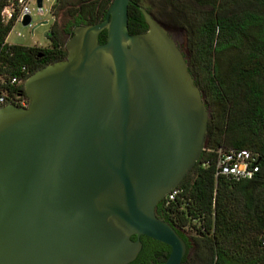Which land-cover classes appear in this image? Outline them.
<instances>
[{"label":"water","instance_id":"obj_1","mask_svg":"<svg viewBox=\"0 0 264 264\" xmlns=\"http://www.w3.org/2000/svg\"><path fill=\"white\" fill-rule=\"evenodd\" d=\"M129 3L74 27L65 59L24 81L27 105L0 108V264H130L140 237L169 248L163 264L186 253L154 208L199 158L208 116L144 8L146 31L128 33Z\"/></svg>","mask_w":264,"mask_h":264},{"label":"trees","instance_id":"obj_2","mask_svg":"<svg viewBox=\"0 0 264 264\" xmlns=\"http://www.w3.org/2000/svg\"><path fill=\"white\" fill-rule=\"evenodd\" d=\"M112 0H56L51 16L65 23L70 37L76 26L100 22ZM177 20H161L144 0L127 5L130 35L146 31L137 9L142 7L162 28L179 26L186 37L187 71L207 112L204 148L192 169L176 187L175 198L160 200L155 216L184 241L180 264H264L260 236L264 229V0H161ZM15 0H0L2 11ZM18 12L4 23L0 16V74L27 77L41 67L65 59L64 48L48 49L5 44ZM105 31L98 43L105 42ZM228 54L220 74L217 58ZM42 56L44 60H37ZM17 92L24 96L23 87ZM247 150L255 155L257 172L238 182L214 178V152ZM208 167H203L204 163ZM134 240V237L131 238ZM141 249L130 264H163L169 248L140 237Z\"/></svg>","mask_w":264,"mask_h":264},{"label":"built area","instance_id":"obj_3","mask_svg":"<svg viewBox=\"0 0 264 264\" xmlns=\"http://www.w3.org/2000/svg\"><path fill=\"white\" fill-rule=\"evenodd\" d=\"M33 0H15V5H11L5 8L1 13V19L4 23L11 19L13 10L16 9L18 14L13 22L19 23L22 16H30V10L28 4ZM42 7L40 9L35 8L36 13H42ZM31 19V18H30ZM31 25V24H30ZM19 37V34H16ZM5 44H7L4 41ZM9 45V44H8ZM27 78V68L19 67L18 75L7 77L5 74H0V108L6 104H13L18 107H25L27 105V99L17 92ZM215 160L213 164L214 178L224 177L231 181L238 182L241 180H249L257 172L258 167L255 163V155L251 154L247 150L237 149H218L214 152ZM208 163H204L203 167H208ZM177 189H173L168 192L162 200L167 204L171 202L177 195ZM260 246L264 248V229L259 239Z\"/></svg>","mask_w":264,"mask_h":264},{"label":"rangeland","instance_id":"obj_4","mask_svg":"<svg viewBox=\"0 0 264 264\" xmlns=\"http://www.w3.org/2000/svg\"><path fill=\"white\" fill-rule=\"evenodd\" d=\"M55 1L56 0H43V11L40 14L35 12L34 3L30 2L28 4V8L30 10L31 25L29 27H22L19 23L13 24L9 34L5 38V42L9 45L43 49L47 45L46 36L48 34L49 28L52 22H54V20H56L58 17L51 16L50 7L55 3ZM144 6L150 9L153 14L161 20L163 19L166 21L164 18H169L171 20L178 19L177 16H175L161 0H144ZM60 20L62 23H64L61 17ZM167 27L168 28L165 31L167 32L168 36L172 39L179 50H181L183 54H186V37L184 31L179 26L168 25ZM16 34H19V37H16ZM67 40L68 37L65 36L63 41L59 42V45L64 47L63 43H65ZM227 56L228 54L226 53L217 58L220 74L224 72L225 62L228 59Z\"/></svg>","mask_w":264,"mask_h":264},{"label":"flooded vegetation","instance_id":"obj_5","mask_svg":"<svg viewBox=\"0 0 264 264\" xmlns=\"http://www.w3.org/2000/svg\"><path fill=\"white\" fill-rule=\"evenodd\" d=\"M64 29H65V23H62L61 20H60V16L58 15L57 19L54 20V22H52L50 28H49V31H48V34L46 36V40H47V45L43 48V49H48V48H51L52 45H54L55 43L59 44V42L63 41L64 37L67 36L65 33H64ZM68 37V36H67ZM69 38V37H68ZM66 43V42H65ZM65 43H63V48H64V51H65ZM179 49V48H178ZM66 52V51H65ZM181 52V50H180ZM184 60H185V63H186V67H187V58H186V54H183L181 52ZM37 60L38 61H42L44 60V58L42 56H38L37 57ZM24 97L26 98V96L24 95ZM27 99V98H26Z\"/></svg>","mask_w":264,"mask_h":264}]
</instances>
